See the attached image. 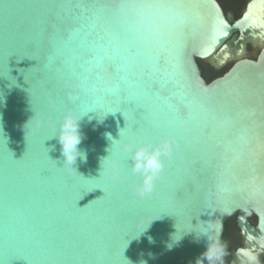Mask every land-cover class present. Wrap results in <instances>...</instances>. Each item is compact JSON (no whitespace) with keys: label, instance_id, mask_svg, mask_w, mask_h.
Returning a JSON list of instances; mask_svg holds the SVG:
<instances>
[{"label":"water","instance_id":"1","mask_svg":"<svg viewBox=\"0 0 264 264\" xmlns=\"http://www.w3.org/2000/svg\"><path fill=\"white\" fill-rule=\"evenodd\" d=\"M89 109L67 164L60 116ZM137 137L173 144L145 199L99 179ZM237 212L264 227V0H0V264H215Z\"/></svg>","mask_w":264,"mask_h":264},{"label":"clouds","instance_id":"2","mask_svg":"<svg viewBox=\"0 0 264 264\" xmlns=\"http://www.w3.org/2000/svg\"><path fill=\"white\" fill-rule=\"evenodd\" d=\"M54 52H59V48L55 44ZM89 111L95 110L89 109L87 111L81 112H73L69 110L63 112L60 116L57 128L59 127L60 129L59 141L62 145L63 155L66 157L65 163L67 164L72 165L78 155H80L82 159H86L84 154L77 151V145L81 140L78 121L82 115ZM97 116L99 121L103 120L98 114ZM57 128L55 135H57ZM123 129L120 130V138L118 140H113L110 133L105 134L106 137L112 141L111 147L113 146L114 142L121 141ZM119 147L126 157L128 170L127 174H122L118 165L113 164L108 169H105L102 165V171L100 172L99 179L102 178V173L104 178L114 183H123L128 178V176L136 177L137 180L132 185V191L134 192L135 196L140 199L150 197L156 191L157 182L163 179L165 162L170 161L173 158L174 153L172 141L169 139L153 141L147 137H137L133 140L123 142L119 145ZM107 157L102 158V160L107 159ZM129 160L131 161V164L128 163ZM182 237L183 235L177 238L176 233L173 234L171 238L172 243H170L168 247L171 248L172 244L180 241ZM149 240L151 242V238H149ZM209 258H211V256H209Z\"/></svg>","mask_w":264,"mask_h":264},{"label":"flooded vegetation","instance_id":"3","mask_svg":"<svg viewBox=\"0 0 264 264\" xmlns=\"http://www.w3.org/2000/svg\"><path fill=\"white\" fill-rule=\"evenodd\" d=\"M217 1L222 7L224 14H231L234 19L238 18L243 11H240L236 15L237 12H234V10L228 11L221 0ZM227 1L233 4L242 2L245 6L249 0ZM260 51L261 45L255 44L250 40L245 45L244 57L255 60ZM205 63L220 71L211 78L213 79L224 73L233 64V61L226 63V65L229 64L227 68H223L226 65L215 68L210 63ZM199 66L203 77L208 81L209 79L203 73V64L199 62ZM215 264H264V227H259V219L255 214L246 216L243 213L237 212L225 220Z\"/></svg>","mask_w":264,"mask_h":264},{"label":"rangeland","instance_id":"4","mask_svg":"<svg viewBox=\"0 0 264 264\" xmlns=\"http://www.w3.org/2000/svg\"><path fill=\"white\" fill-rule=\"evenodd\" d=\"M222 3L224 4L225 8L228 10V11H233L234 12H237L236 15H238L240 13V11L243 10V7H244V3H231V2H228L227 0H221ZM201 64H203V73L204 75L210 80L213 76H215L218 72V70L212 68L209 64H206L205 62L203 61H200ZM229 66V64H227L226 66H224L223 68H227ZM223 70V69H222Z\"/></svg>","mask_w":264,"mask_h":264},{"label":"snow or ice","instance_id":"5","mask_svg":"<svg viewBox=\"0 0 264 264\" xmlns=\"http://www.w3.org/2000/svg\"><path fill=\"white\" fill-rule=\"evenodd\" d=\"M138 8H151V7H162L163 5H158V4H150V3H141L138 5H135ZM224 21H221V24H223ZM224 35H227V32L224 33Z\"/></svg>","mask_w":264,"mask_h":264}]
</instances>
